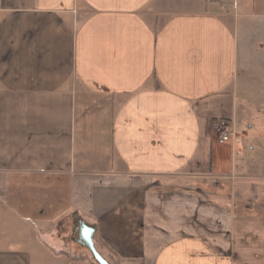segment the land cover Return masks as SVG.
Listing matches in <instances>:
<instances>
[{"label":"crops","instance_id":"0c3cea01","mask_svg":"<svg viewBox=\"0 0 264 264\" xmlns=\"http://www.w3.org/2000/svg\"><path fill=\"white\" fill-rule=\"evenodd\" d=\"M253 118L264 0H0V264H264Z\"/></svg>","mask_w":264,"mask_h":264},{"label":"rangeland","instance_id":"374dc122","mask_svg":"<svg viewBox=\"0 0 264 264\" xmlns=\"http://www.w3.org/2000/svg\"><path fill=\"white\" fill-rule=\"evenodd\" d=\"M163 9L166 11H168L169 8L168 6H156V4H151L149 7H147L145 9V11L143 12V16L151 23L159 24L160 23V15H158V12ZM174 9V8H173ZM157 16V17H156ZM260 118V117H259ZM251 123H253L254 125L258 126V125H264V120L258 119V118H253L251 119ZM75 238L78 237V231H76V234L74 235ZM73 250L74 252L77 254L79 253H83L84 257H87V259L89 260L88 263H83V264H99L98 262H96L93 258V254L91 253V251H89L85 246L81 245V246H76L73 245ZM97 249V248H96ZM98 250V249H97ZM103 255V254H102ZM80 257V256H79ZM82 257V256H81ZM104 258H106L103 255ZM106 259H109V257H107ZM109 264H139V263H132L130 260H124L123 258H117V261L115 262H110Z\"/></svg>","mask_w":264,"mask_h":264},{"label":"built area","instance_id":"2783aa9c","mask_svg":"<svg viewBox=\"0 0 264 264\" xmlns=\"http://www.w3.org/2000/svg\"><path fill=\"white\" fill-rule=\"evenodd\" d=\"M210 129L220 143L229 142L235 136L233 125L227 119H216L211 122Z\"/></svg>","mask_w":264,"mask_h":264},{"label":"water","instance_id":"95a60500","mask_svg":"<svg viewBox=\"0 0 264 264\" xmlns=\"http://www.w3.org/2000/svg\"><path fill=\"white\" fill-rule=\"evenodd\" d=\"M84 230V237L86 240V245L90 249L91 253L93 254L94 258L99 264H109L108 260L103 257V255L96 249L94 244V234L95 228L90 227L88 225L83 224L82 226Z\"/></svg>","mask_w":264,"mask_h":264},{"label":"flooded vegetation","instance_id":"af4514ba","mask_svg":"<svg viewBox=\"0 0 264 264\" xmlns=\"http://www.w3.org/2000/svg\"><path fill=\"white\" fill-rule=\"evenodd\" d=\"M83 224L80 223L79 225H77V231H78V239L80 241H82L84 244H86V240H85V237H84V230L82 228Z\"/></svg>","mask_w":264,"mask_h":264},{"label":"trees","instance_id":"16d2710c","mask_svg":"<svg viewBox=\"0 0 264 264\" xmlns=\"http://www.w3.org/2000/svg\"><path fill=\"white\" fill-rule=\"evenodd\" d=\"M215 120H216V119H215ZM215 120H213V121H215ZM213 121H212V122H213ZM93 258H94V256H93ZM94 260L96 261V259H95V258H94ZM96 262H97V261H96Z\"/></svg>","mask_w":264,"mask_h":264}]
</instances>
